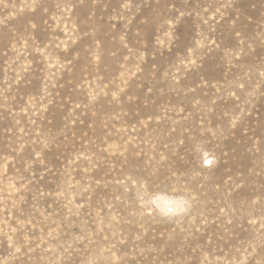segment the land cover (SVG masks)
Listing matches in <instances>:
<instances>
[{
  "label": "rangeland",
  "instance_id": "1",
  "mask_svg": "<svg viewBox=\"0 0 264 264\" xmlns=\"http://www.w3.org/2000/svg\"><path fill=\"white\" fill-rule=\"evenodd\" d=\"M0 264H264V0H0Z\"/></svg>",
  "mask_w": 264,
  "mask_h": 264
},
{
  "label": "clouds",
  "instance_id": "2",
  "mask_svg": "<svg viewBox=\"0 0 264 264\" xmlns=\"http://www.w3.org/2000/svg\"><path fill=\"white\" fill-rule=\"evenodd\" d=\"M193 206L194 199L192 194L190 192L186 193L180 203H173L172 207L169 209V213H175V215L170 217L168 214H165L162 218L169 219L185 216L191 212Z\"/></svg>",
  "mask_w": 264,
  "mask_h": 264
}]
</instances>
